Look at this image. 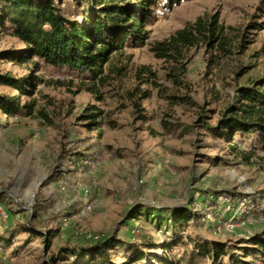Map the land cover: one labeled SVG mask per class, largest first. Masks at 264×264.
Here are the masks:
<instances>
[{"label":"rangeland","instance_id":"rangeland-1","mask_svg":"<svg viewBox=\"0 0 264 264\" xmlns=\"http://www.w3.org/2000/svg\"><path fill=\"white\" fill-rule=\"evenodd\" d=\"M55 2L81 17L75 0ZM214 17L224 45L199 41L180 53L158 45ZM146 30L144 45L112 56L104 81L0 60V76H35L32 94L0 84V96L35 103L31 115L0 111V235L7 238L0 264H75L63 249L89 235L137 245L146 259L133 264H230L227 256L213 263L196 244L237 253L264 236L263 144L238 135L233 142L243 147L234 152L205 129L241 104V91L264 93V0H184L159 7ZM25 48L0 32V53ZM140 205L194 207L199 215L184 230L164 232L129 217ZM48 230L58 234L46 248L38 234ZM128 254L123 246L110 257L130 264Z\"/></svg>","mask_w":264,"mask_h":264},{"label":"trees","instance_id":"trees-1","mask_svg":"<svg viewBox=\"0 0 264 264\" xmlns=\"http://www.w3.org/2000/svg\"><path fill=\"white\" fill-rule=\"evenodd\" d=\"M183 1L75 0L81 17L71 18L63 13L55 0H0V32H10L12 37L19 39L26 46L22 54L0 53V60L11 59L19 61L20 65L33 63L34 70L43 62L56 69H67L85 75L95 82L104 81L106 65L111 62L113 55L122 53L130 44H145L148 39L147 24L155 17L157 9L161 6L172 8ZM226 40L225 29L219 26L215 17L209 21L199 18L158 45L180 53L183 46L194 45L199 41L214 48L217 42L222 46ZM34 78L33 73L20 78L0 76V84L32 94L31 88H35ZM240 97L243 101L238 107L227 108L216 126L206 124L205 129L211 135L220 136L234 152L243 147L233 142L234 137L238 135L258 137L264 148V93L249 89L241 91ZM34 106V102L21 105L16 98L0 96V111L7 117L20 113L31 115ZM232 110L235 117L227 115ZM200 117L203 115L200 114ZM1 127L0 124V129ZM77 161L75 158L74 162ZM191 209L140 205L130 211L129 217L143 220L159 231L179 232L198 218L199 213ZM7 211L13 215L12 220L16 221L15 211L10 208ZM57 234V231L48 230L38 235H41L46 248H49ZM5 243L7 244V238L0 235V247ZM123 246L132 253L128 254L130 264L146 259L145 252L137 245L114 238L88 239L82 246L63 250L71 255L75 264H114L110 253ZM146 247L151 249L156 245L150 244ZM196 248V252L212 257L213 263L227 256L230 264H264L262 235H255L249 240V246L242 247L237 253L229 247L211 244L202 246L197 243Z\"/></svg>","mask_w":264,"mask_h":264},{"label":"built area","instance_id":"built-area-1","mask_svg":"<svg viewBox=\"0 0 264 264\" xmlns=\"http://www.w3.org/2000/svg\"><path fill=\"white\" fill-rule=\"evenodd\" d=\"M88 238H89V239H95V240H98V239H99V236H92V235H89Z\"/></svg>","mask_w":264,"mask_h":264}]
</instances>
